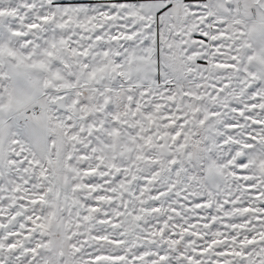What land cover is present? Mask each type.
Segmentation results:
<instances>
[{"label": "snow or ice", "instance_id": "1", "mask_svg": "<svg viewBox=\"0 0 264 264\" xmlns=\"http://www.w3.org/2000/svg\"><path fill=\"white\" fill-rule=\"evenodd\" d=\"M0 264H264V0H0Z\"/></svg>", "mask_w": 264, "mask_h": 264}]
</instances>
